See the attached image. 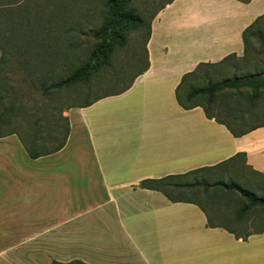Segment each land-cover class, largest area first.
<instances>
[{"label": "crops", "instance_id": "0c3cea01", "mask_svg": "<svg viewBox=\"0 0 264 264\" xmlns=\"http://www.w3.org/2000/svg\"><path fill=\"white\" fill-rule=\"evenodd\" d=\"M262 16L264 0H173L151 22L147 68L125 91L69 110L61 151L33 160L16 135L0 138V228L42 229L25 241L57 245L60 263L171 264L164 255L179 252L169 259L257 264L264 233L238 239L198 205L140 184L239 157L264 175L263 129L235 137L225 118L179 102L183 80L244 56L243 31Z\"/></svg>", "mask_w": 264, "mask_h": 264}, {"label": "rangeland", "instance_id": "374dc122", "mask_svg": "<svg viewBox=\"0 0 264 264\" xmlns=\"http://www.w3.org/2000/svg\"><path fill=\"white\" fill-rule=\"evenodd\" d=\"M11 1L20 4L18 7L20 9L15 8L9 15L0 16V49L4 58L0 63V85H3V88H0L6 91L4 105L8 111L2 122L4 125L2 131H10L17 125L19 128L22 126L20 128L22 132L29 130V133L35 134L45 133V130H41L42 128L32 129L33 122L36 121L38 124L40 122L39 126L42 127L46 126L49 119L46 117V111H50L48 109L50 105L54 107L55 114L62 113V116L66 117L65 114L69 110L75 109V106H81L86 102H93L97 98L125 90L136 74L146 65V26L151 17L168 2V0H131L129 8L134 9L144 19L145 25L125 32L123 46L117 45L113 49L106 64L100 61L98 68L91 74L88 81L67 89L55 90L50 88V85L59 82L76 69L87 64L93 51L100 43L95 38V32L103 24L107 11V0ZM249 41L252 52L250 60L246 64H241V61L249 56L245 49L244 56L237 59L234 62L235 65L223 63L220 66L208 68L209 72L205 78L202 69H199L196 75L187 78V80L202 87L208 84V81L218 82L230 79L235 75L246 76L254 73V69L259 74H264V19L256 25V31ZM184 93L185 91L181 89L179 96L182 97ZM249 93L248 90H244L238 96L234 91H230L228 96H220L217 104L220 105L221 110L217 114L212 111V115L220 119L225 118L226 121L225 104L228 102L236 105V109L253 111L254 116H248L247 120L256 118L258 123L254 130L263 129L264 132V91L256 101L254 109L249 107ZM23 107L26 109L24 113L19 111V108L23 110ZM25 116H28L29 119ZM79 136L83 138L82 133ZM72 137L74 138V136ZM256 138L257 145L261 148L260 144L264 145V137L261 138V135L258 134ZM71 148L72 146H70ZM83 152L86 153L85 149ZM208 170L210 169L190 171L160 180L173 181L175 179L180 183H195L193 178L197 177L201 182L202 176L209 175L204 173ZM247 178L251 179L254 184L263 182L262 178L248 172L241 175L239 170L234 176L236 182H243ZM255 187L256 185L253 187L246 185V189L253 188L259 192ZM259 194L262 195L261 192ZM199 197L204 200L203 195L200 194ZM172 199L186 200L187 198L183 195H173ZM222 207L223 209L219 211H225L231 218L233 207L230 205ZM41 230L0 228V264H51V258L57 250V245L25 241L32 239V237H28L41 232ZM175 254L176 257L181 256L179 252H171L166 253L164 257H168L166 261L171 264H189L184 260L179 261L180 259L170 260ZM201 260L202 264L208 262V258L202 257ZM260 263H264V257L257 260V264ZM208 264L210 263L208 262Z\"/></svg>", "mask_w": 264, "mask_h": 264}, {"label": "trees", "instance_id": "16d2710c", "mask_svg": "<svg viewBox=\"0 0 264 264\" xmlns=\"http://www.w3.org/2000/svg\"><path fill=\"white\" fill-rule=\"evenodd\" d=\"M130 1L131 0L106 1L107 11L103 19V24L95 32V38L98 39L100 43L93 51L89 62L76 69L66 78L61 79L57 83L51 84L50 88L55 90H61L63 88L67 89L88 81L91 74L98 68L100 61L103 62V64H106L113 49L117 45L123 46L125 42V32L130 29L141 28L145 25L144 19L138 15L134 9L129 8ZM172 1L173 0H168V2L161 9L170 4ZM238 1L247 4L251 0ZM19 6L20 4H15L11 0H0V16L9 15ZM156 14L151 17L146 26L147 32L145 44L149 39L151 33V22L155 18ZM262 19H264V16L259 17L252 25L243 31V44L249 56L245 60H242L241 64H246L250 60L252 50L249 39L256 31V25ZM2 60H4L3 52L0 58V63ZM236 60V58H229L224 62V64L235 65L234 62H236ZM147 66L148 63L146 60L144 68L146 69ZM208 68L212 67L206 66L202 68L204 78L208 75ZM237 70L240 71L239 68H237ZM0 87L3 88V85H0ZM128 87L126 89H128ZM181 89L185 91L182 97L179 96V102L183 108H190L191 106L199 103L205 115L211 117L213 108L217 104L220 96L226 97L229 95L230 91H234L236 95L239 96L242 91L248 90L250 92L248 102L249 107L254 109L256 101L264 91V74H259L256 69H254V73L252 72L246 76L238 77L235 75L230 79H224L218 82L208 81V84L202 87H199L194 82L185 79L181 83L179 91ZM5 92L6 91L4 89L0 88V138L7 137L8 135H16L29 158L33 160L55 154L65 147L69 135L68 119L62 116V113L55 114V109L52 105L48 107L50 111H46V117L49 118L46 126L42 127L39 126L40 122L39 124L36 121L33 122L32 129L39 130L42 128L41 130H45V133H29V130L27 132H22L20 129L22 126L19 128L17 125L12 127L10 131L3 132L2 129L4 125L2 122L5 120V114L8 112L6 110V106L4 105L6 100L4 97ZM107 96L97 98L93 102ZM93 102H86L81 106L75 107L85 108L90 106ZM225 106L227 109V120L225 126L233 136L240 137L256 128V124L258 123L256 118H250L247 120L248 116H254L253 111H250L249 109L245 111L239 110V108L236 109V105L228 102ZM24 108L25 107H23V110L19 108V111L21 110L23 113L26 112V109ZM15 114L16 112L13 114V117ZM25 118L29 119L28 116H25ZM237 170L241 172V175H244V172H248L254 176H258L262 178L263 182L254 184L252 180L248 178L247 180H243V182H236L234 180V176L237 175ZM206 174L209 175L202 176L201 182L197 177L193 178L195 183H180L175 179H173V181L147 180L143 181L140 184V187L160 191L171 201H175V199H172L173 195L185 196L187 198L185 200L186 202H192L198 205L209 215L212 225L225 229L229 233L235 235L238 239L247 237L251 233L264 232V175L252 170L251 168H245V163L242 157L210 170L206 172ZM211 177L216 178L212 179ZM246 185L250 187L256 185L255 189L259 190L262 195H260L259 192L255 191L253 188L246 189ZM200 194L203 195L204 200H201V197H199ZM225 205L233 207L231 218L228 217V214H226L225 211H219L222 210V206ZM51 264L85 263L78 260L69 263H60L52 260Z\"/></svg>", "mask_w": 264, "mask_h": 264}]
</instances>
